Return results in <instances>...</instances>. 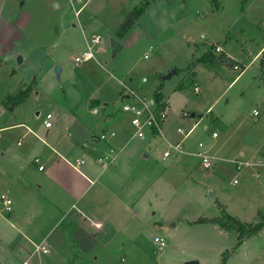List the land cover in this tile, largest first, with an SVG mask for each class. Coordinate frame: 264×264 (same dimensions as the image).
<instances>
[{"label": "rangeland", "instance_id": "374dc122", "mask_svg": "<svg viewBox=\"0 0 264 264\" xmlns=\"http://www.w3.org/2000/svg\"><path fill=\"white\" fill-rule=\"evenodd\" d=\"M24 1L0 0L3 21H15L12 29L3 22L0 32V197L6 194L3 152L25 148V144L16 146L19 138L25 143L31 137L25 126L45 139L43 121L50 113L53 128L49 131L57 130L61 138L68 125L73 130L76 122L91 124L107 115L113 119L108 124L112 128L124 117L126 89L148 99L158 90L171 105L163 127L165 138L180 141L182 136L176 130L186 132L196 124L183 150L194 153L199 143L205 149L212 145L211 154L219 160L206 171L197 158L180 155L185 161L176 166L175 157L161 160L167 149L164 140L141 141L149 155L141 166L149 167L154 176L160 170L165 172L152 192L137 199L142 221L117 223L120 233L114 241L124 244L114 253L117 264H221L225 251H229L226 264H264V229L232 252L237 242L235 231L216 224L188 223L199 217H219L218 204L242 222L255 223L257 213L264 212V167L258 164L264 161V0H218L217 6L210 0H92L78 17L69 0H26L22 5ZM71 1L75 9L80 8L76 0ZM56 2L61 3L59 10L53 8ZM64 7L68 11L67 17L61 18L64 24L77 26L71 37H63L60 16ZM142 7L132 31L124 37L117 35L125 46L112 57L113 33L131 11ZM25 12L23 18L28 22L20 20ZM84 37L88 41L99 37L100 43L92 49L93 60L77 65L74 57L83 52ZM216 46L221 53L215 52ZM205 53L228 54L238 69L210 59L201 61ZM56 66L62 68L59 79L54 73ZM172 70L176 71L172 78L161 80ZM26 88L30 94L25 102L14 111L6 110L5 97ZM93 108L97 114H92ZM127 127L129 140L132 128L128 123ZM132 141L131 146L139 142ZM251 160L258 166L235 169L234 161ZM34 173L40 180L47 167ZM123 177L131 184L140 178V172ZM19 214L15 203L9 212L3 211L0 199V263L10 257L16 241L14 217ZM40 224L47 231L52 228L51 223ZM156 238L165 244L162 251Z\"/></svg>", "mask_w": 264, "mask_h": 264}, {"label": "crops", "instance_id": "0c3cea01", "mask_svg": "<svg viewBox=\"0 0 264 264\" xmlns=\"http://www.w3.org/2000/svg\"><path fill=\"white\" fill-rule=\"evenodd\" d=\"M91 1L76 0L81 6L75 9L71 5L75 16H79L76 15V11L85 9ZM69 2L71 3V0ZM22 5H26V0ZM60 7L61 3H54L55 10H59ZM1 14L0 32L3 22L4 27L9 26L10 29L15 27V21L11 18L3 21V11ZM26 14V12L20 14L21 21L28 22V19L23 18ZM67 14V8L64 7L60 19L67 17ZM62 19L61 26L65 28L63 37H71L77 26L75 24L67 26ZM77 24L81 26L79 20ZM135 25L128 32L132 31ZM118 30L119 28L113 33L112 39L118 41L124 48L125 42L117 38ZM57 37H61V34ZM82 42L84 47L81 48L85 49L89 41L84 37ZM260 53L261 50L256 57ZM227 57L231 58L228 54ZM224 65L229 68L228 64ZM162 97L167 107H170L169 101L164 95ZM63 119H66L65 115ZM112 121V117L107 115L95 119L91 124L76 122L73 130L68 125L62 138L58 136L57 130L49 131L53 128L52 124L51 128L46 129L45 139L25 126L31 136L30 139L23 143V139L19 138L16 142L17 147L22 148L25 144V148L11 153L3 152V185L6 193L3 195L19 206L20 214L14 217L16 241L11 248L10 257L8 261L0 264H117L118 258L114 253H119L124 245L114 241L115 236L120 233L117 223L126 219L132 224L142 221L143 210L138 208L141 203L137 199L145 192H152L160 175L165 171L160 170L157 172L158 175L154 176L149 167L141 166L149 160V155L143 150L141 141L131 146L133 141L126 140L128 117L125 114L109 128L108 124ZM108 129L116 130L118 137L108 143L98 141L99 133L109 131ZM169 135L171 138L174 137L172 133ZM110 147L117 150L113 163L98 164L96 162L98 156L107 152ZM207 149L211 153L213 146ZM241 156L245 154L241 152ZM34 159H38L39 163L35 164ZM76 160L82 161V164L75 165ZM184 161L185 159L178 156L174 163L177 166ZM39 166L42 170L38 169ZM45 166L47 173H44L40 180H36L34 171L43 172ZM119 170L123 173L121 176ZM136 172H140V178L136 182L134 180L127 184L126 180L123 181L124 174L127 176L133 173L134 176ZM137 192L140 194L138 197ZM197 219L188 223L192 224ZM41 222L51 223L52 228L47 231L41 226ZM38 227L39 231L36 229ZM39 245L45 246L48 253H36L35 247ZM6 251L7 247L3 245V252ZM120 260L123 261V258Z\"/></svg>", "mask_w": 264, "mask_h": 264}, {"label": "built area", "instance_id": "2783aa9c", "mask_svg": "<svg viewBox=\"0 0 264 264\" xmlns=\"http://www.w3.org/2000/svg\"><path fill=\"white\" fill-rule=\"evenodd\" d=\"M73 6V3L71 1L70 3ZM80 11H76V15L79 14ZM100 43L99 37H93L89 43L86 44L85 49L82 53L74 57V62L77 65H80L82 63L91 61L94 59L92 49ZM216 53H221L222 49L219 46H216L215 48ZM147 56H145L146 58ZM234 70H237V66H232ZM194 92H197L198 89L195 87ZM127 93L124 94L122 97L125 101V103L122 106V112L128 117V124L132 128V134L130 137V140L137 139L138 141L143 140H150L155 138H160L165 141L167 145V149L163 151L162 153V159L166 160L171 157L177 158L178 156L182 154H189L193 156L194 158H197L199 160V164L201 165L202 169L208 171L212 168L214 162L218 161L219 159L216 158L214 155H212L208 149H205L202 143H199L197 145V151L194 153L186 152L183 150V144L184 140H186L189 135L193 132V130L196 128V124L193 125L188 131H183L182 129H177L176 132L182 136V139L178 142H170L169 140L164 138L163 134V124L167 117V104L162 100L160 102H156L155 99H148L146 97H141L140 95H137V92L135 90L126 89ZM93 114H97V109L92 110ZM254 116H257L258 113L256 111L253 112ZM52 120L53 116L52 114L48 113L45 116V119L43 121V126L45 129H49L52 126ZM117 134L113 130L104 131L100 135H98V141L108 143L111 140H114L116 138ZM212 138L216 139L217 135L215 133L212 134ZM18 145H20V142H18ZM117 155V150L114 147H110L107 152H105L102 155H99L96 159V162L98 164H112L115 157ZM34 163L38 164L39 160L34 159ZM235 163V169L237 171H240V169L243 168V166L248 167H255V166H262L264 167V161L260 163H255L252 161H234ZM82 164V161L76 160L75 165ZM39 170H42V167L39 166ZM237 181L234 180L233 184H236ZM2 205H3V211L9 212L12 201L6 196L1 195L0 197ZM155 242L158 243L160 251H162V248L165 246L164 242L159 239H155ZM36 253L41 254H47L48 249L43 246L39 245L35 247Z\"/></svg>", "mask_w": 264, "mask_h": 264}, {"label": "trees", "instance_id": "16d2710c", "mask_svg": "<svg viewBox=\"0 0 264 264\" xmlns=\"http://www.w3.org/2000/svg\"><path fill=\"white\" fill-rule=\"evenodd\" d=\"M210 1L215 6L219 4L218 0H210ZM143 9H144L143 7L139 9H134L126 16V18L124 19V21L119 27V30L117 33L119 36H122L125 33H127L136 24ZM209 59L212 62H215L218 64H222V65L232 64V66H236L234 65V61L228 58L225 54H220L218 56H211L209 53H205L201 61H204V60L206 61ZM263 65L264 63L261 62L262 71H263L262 69ZM29 94H30V89L26 88L24 90H18L14 94L7 95L3 101L4 108L8 111L14 110L19 105L25 102ZM154 99L156 102H160L163 100V97L160 91L158 90L156 91L154 95ZM218 207L221 212L219 217H215V218L199 217L193 223L194 224H216L223 230L235 231L237 234V242H236L234 249H232V252H234L239 246H241L247 238L257 234L264 228V212L262 211H259L257 213L258 221H256L255 223H247V222H242L241 220L236 219L235 217L231 216L229 213H227L224 206L218 204ZM228 256H229V251H225L222 254L221 264H226Z\"/></svg>", "mask_w": 264, "mask_h": 264}, {"label": "water", "instance_id": "95a60500", "mask_svg": "<svg viewBox=\"0 0 264 264\" xmlns=\"http://www.w3.org/2000/svg\"><path fill=\"white\" fill-rule=\"evenodd\" d=\"M122 45L116 41L115 39H111L110 40V49H111V54L112 57H115L121 50H122ZM21 57H17V62L21 63ZM229 68H232V64H228ZM62 72V68L60 66H56L54 68V73L56 75V77L59 79L60 78V74ZM175 70L170 71L169 73H167L165 76L162 77V79H170L173 75H175ZM144 82V81H143ZM192 117H194L195 115L192 114ZM210 193V195H212L213 193L211 191H208ZM187 264H198L197 261H191L188 262Z\"/></svg>", "mask_w": 264, "mask_h": 264}]
</instances>
